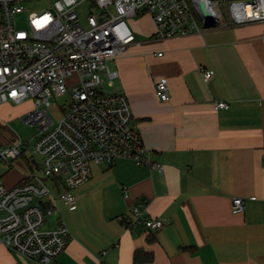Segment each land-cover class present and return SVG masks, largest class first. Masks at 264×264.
<instances>
[{
	"label": "crops",
	"instance_id": "1",
	"mask_svg": "<svg viewBox=\"0 0 264 264\" xmlns=\"http://www.w3.org/2000/svg\"><path fill=\"white\" fill-rule=\"evenodd\" d=\"M201 28L165 40L152 16H140L136 42L108 62L117 74L108 92L127 96L150 158L163 168L92 162L91 177L74 190L77 208L56 209L70 232L56 263L264 264V21L223 18ZM202 69L214 71L207 83ZM161 78L167 102L155 92ZM14 116L0 110V123ZM236 197L246 203L241 214L232 212ZM136 206L143 221L164 226L126 229L117 217L133 218ZM0 264L40 263L0 244Z\"/></svg>",
	"mask_w": 264,
	"mask_h": 264
},
{
	"label": "built area",
	"instance_id": "2",
	"mask_svg": "<svg viewBox=\"0 0 264 264\" xmlns=\"http://www.w3.org/2000/svg\"><path fill=\"white\" fill-rule=\"evenodd\" d=\"M226 1L232 24L264 21V0H210L218 23L224 18L220 2ZM191 2L0 0V105L32 100V108L21 118L38 127L32 153L41 157L38 162L28 154V144L0 133L10 144L0 150V162L12 167L23 157L29 166L16 185L0 182V213H5L0 218V244L40 264H58L70 232L56 209L59 203L77 208L74 190L91 177L92 162L113 165L129 159L162 170V164L150 158L127 96L106 90L105 83L111 86L117 76L108 62L136 42L128 19L139 14L152 16L161 39L200 33L204 20L196 0ZM213 76V70L202 69L206 83ZM155 92L162 102L169 100L166 78L156 83ZM66 95L71 102L55 121L48 107ZM217 108L228 109L229 104L218 102ZM245 210L243 198L232 199L234 214ZM133 212V218L117 217L128 230L164 226L161 219L143 221L139 206Z\"/></svg>",
	"mask_w": 264,
	"mask_h": 264
},
{
	"label": "rangeland",
	"instance_id": "3",
	"mask_svg": "<svg viewBox=\"0 0 264 264\" xmlns=\"http://www.w3.org/2000/svg\"><path fill=\"white\" fill-rule=\"evenodd\" d=\"M189 2L192 5L191 0ZM229 4L230 1L226 2H220L221 11L223 13L224 19L231 21L230 18V11H229ZM80 15H86L85 13H80ZM150 15L149 13L145 14ZM143 15H138L133 18H129V24L131 25L132 29L134 24L137 22L138 17ZM134 30V29H133ZM135 32V31H134ZM109 66L111 67V63H109ZM105 87L107 91H112L114 88L109 87L107 83H105ZM71 102V97L69 95L62 96L58 99L52 100V105L48 107V112L52 116V118L55 121H58L61 118V109L64 107H67ZM2 105H0V110H11V113H13L15 116L12 118H9L6 122L0 123V133L2 136H13L18 141H22L26 144H28V154H31L38 162L41 161V157L38 154L32 153V146L35 140V136L38 134L39 130L37 126H31L27 125L23 122L21 118V110H30L32 108V100H27L24 103L20 105H15L13 103H8V106L6 109L1 108ZM21 113V114H20ZM7 115H5L6 117ZM10 144H7L3 137L0 138V150H5L8 148ZM29 171V166L27 164V161L25 158L21 157L13 162L12 167L6 166L4 163L0 162V182L5 184L7 187H12L16 185L24 175H27ZM50 186V183H48ZM5 217V213H0V218Z\"/></svg>",
	"mask_w": 264,
	"mask_h": 264
},
{
	"label": "water",
	"instance_id": "4",
	"mask_svg": "<svg viewBox=\"0 0 264 264\" xmlns=\"http://www.w3.org/2000/svg\"><path fill=\"white\" fill-rule=\"evenodd\" d=\"M210 1V0H209ZM200 14L204 20L205 29H211L219 25L216 17L212 14L210 6L204 4V0H196Z\"/></svg>",
	"mask_w": 264,
	"mask_h": 264
},
{
	"label": "bare ground",
	"instance_id": "5",
	"mask_svg": "<svg viewBox=\"0 0 264 264\" xmlns=\"http://www.w3.org/2000/svg\"><path fill=\"white\" fill-rule=\"evenodd\" d=\"M204 4L209 5L210 6V1L209 0H204ZM212 12V11H211ZM213 14V13H212ZM151 16V15H150ZM251 24V23H250ZM224 25V24H223ZM226 25V24H225ZM181 38V37H180Z\"/></svg>",
	"mask_w": 264,
	"mask_h": 264
}]
</instances>
